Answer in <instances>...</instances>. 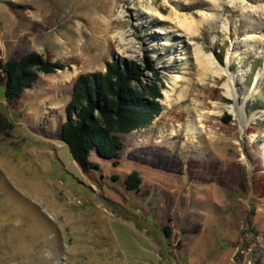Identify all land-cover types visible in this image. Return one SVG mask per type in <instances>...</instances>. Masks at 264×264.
Masks as SVG:
<instances>
[{"label": "rangeland", "instance_id": "374dc122", "mask_svg": "<svg viewBox=\"0 0 264 264\" xmlns=\"http://www.w3.org/2000/svg\"><path fill=\"white\" fill-rule=\"evenodd\" d=\"M171 1L173 20L164 0H0V65L29 53L62 65L13 99L0 69V264H264V0ZM184 18L196 34L163 31ZM146 57L160 113L123 136L117 165L91 151L83 173L59 138L76 79ZM188 117L203 120L187 136Z\"/></svg>", "mask_w": 264, "mask_h": 264}, {"label": "trees", "instance_id": "16d2710c", "mask_svg": "<svg viewBox=\"0 0 264 264\" xmlns=\"http://www.w3.org/2000/svg\"><path fill=\"white\" fill-rule=\"evenodd\" d=\"M60 67L37 53L5 61L0 65L5 97H19L39 73H52ZM146 71L155 77L145 79ZM162 85L149 57L144 58L143 65L132 60L112 61L103 71L81 74L76 79L59 138L83 173L96 167L89 159L91 151L118 164L123 136L148 126L160 113ZM124 183L128 190H137L141 177L134 170Z\"/></svg>", "mask_w": 264, "mask_h": 264}, {"label": "bare ground", "instance_id": "6f19581e", "mask_svg": "<svg viewBox=\"0 0 264 264\" xmlns=\"http://www.w3.org/2000/svg\"><path fill=\"white\" fill-rule=\"evenodd\" d=\"M164 1L169 2V4H171L173 6V9L170 10L169 15L167 16V18H171V20L175 19L177 17V11L176 10H177V6L178 5H174L171 0H164ZM209 1H211L212 5H215V1L216 0H209ZM148 9L151 12V16L161 14L160 13V9L158 7H156V6H154V5H150L149 4ZM206 18H210V16H207ZM103 24L104 25L106 24L107 28H105V29H108V26L110 25V23H108L106 20H104ZM179 28H181L183 31H188L190 34H196V30H195L194 26L192 25V21L187 20V18L182 19L181 21H179L178 24H175V25L174 24H169L167 26H164L162 29L166 33H169L170 30L171 31H173V30L178 31V30H180ZM124 36L125 35H124L123 31L118 32V38H119L120 42H124V40H125ZM170 39H172V38L171 37L166 38L165 44L169 43ZM236 50H237V46L235 47V50H234L235 53H236ZM184 55H185L186 58H188V52L185 51ZM195 60L200 65H203L202 67H203V69L205 71H209V72L213 73L217 77H222V75H223V73L225 71L224 68L223 69L222 68H215L216 66L213 67V64H214L213 57L210 54H206L200 48L195 50ZM262 75H263V70H260L256 74V78L254 79V84L255 85L257 84L259 79L262 77ZM169 79H170V91L171 92H169L167 90L164 91V97H165V101L164 102H165V104H167V102L170 100L171 94L173 92H175V90L178 87H180V81L183 80L182 75H180V74H174V76L170 77ZM235 79L240 81V80H242V77L235 76ZM231 83H232V80H231ZM223 86L225 87V92L224 93L226 95L230 96V97L233 96V93L231 92L229 84H228L227 81L223 83ZM188 93H189L188 86L184 87L182 90H180L178 92L176 102H181V101L185 100V98L187 97ZM188 116H190V115H188ZM202 120H203V118H201V117H199L197 119H192L191 117H188L187 118V122H186V129H185L186 130V135L187 136H188V134H192L193 135V133L196 132L198 127L200 126V125L199 126L197 125V122H201ZM263 157H264V145H263Z\"/></svg>", "mask_w": 264, "mask_h": 264}]
</instances>
